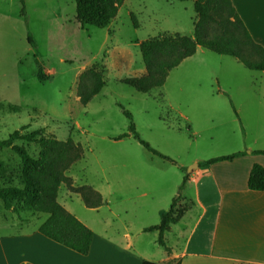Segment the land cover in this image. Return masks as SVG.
Returning <instances> with one entry per match:
<instances>
[{
	"label": "rangeland",
	"instance_id": "rangeland-1",
	"mask_svg": "<svg viewBox=\"0 0 264 264\" xmlns=\"http://www.w3.org/2000/svg\"><path fill=\"white\" fill-rule=\"evenodd\" d=\"M195 20L192 2L125 0L108 28H82L75 0H0V141L25 128L21 134L44 130L46 137L71 138L81 145L84 159L67 176L75 187L100 193L105 205L89 209L66 186L60 189L59 203L92 232L113 238L133 233L141 240L136 248L156 262L165 250L156 233L144 230L160 224V213L179 196L194 165L236 153L235 132L245 136L238 112L247 111L245 104L257 103L252 86L264 84L262 72L203 48L174 69L163 87L148 94L122 83L146 75L140 43L164 35L189 37ZM36 61L49 81H38ZM91 68L102 74L105 87L84 107L76 88ZM209 101L222 105L207 117ZM124 111L133 116L141 138L174 163L153 155L132 137L118 139L129 130ZM248 123L252 135L255 124ZM16 144L34 157L40 152L38 144ZM21 169L14 152H0V186H22ZM185 190L186 200L176 204L178 217L192 206L187 199L193 192L189 186ZM16 205L23 207L20 216L5 210L0 200L1 233L33 231L48 219L27 211L23 203ZM186 226L185 217L165 235L170 248L183 243L178 231Z\"/></svg>",
	"mask_w": 264,
	"mask_h": 264
},
{
	"label": "trees",
	"instance_id": "trees-1",
	"mask_svg": "<svg viewBox=\"0 0 264 264\" xmlns=\"http://www.w3.org/2000/svg\"><path fill=\"white\" fill-rule=\"evenodd\" d=\"M192 2L196 14L193 37L180 34L164 35L148 39L139 45L146 75L139 78H129L123 84L133 88L138 93L148 94L165 85L169 74L178 68L185 60L195 56L198 48H203L219 56H227L252 72H264V48L251 37L230 0H177ZM125 0H75L76 16L82 28L88 26L106 29L118 16ZM137 27L134 15H131ZM29 43L35 47L32 36ZM37 79L40 83L49 81L44 73V67L38 62ZM105 87V81L100 72L91 68L84 72L76 88L80 104L86 107L99 95ZM10 110H13L10 108ZM235 110V109H234ZM19 112V111H17ZM129 120L128 133L119 140L132 137L147 151L163 160L174 163L168 157L155 151L145 142L136 130L133 116L124 111ZM237 118L238 114L235 111ZM24 129L14 132L7 140L0 141V152L11 150L21 160L22 186H0V200L4 208L20 216L23 203L27 211L48 215V219L39 227V233L45 238L82 256H87L91 250L94 234L92 230L68 212L58 201L59 191L66 186L72 193L78 194L89 209H98L105 205L100 193L91 187H75L73 180L67 176L68 171L84 159L81 145L71 138L59 141L54 137L44 136V130L29 134H21ZM16 142L38 144L40 152L32 156L25 147ZM243 153L213 158L198 163L199 168L215 165L221 162L233 161ZM256 154L264 155V151ZM189 175L179 188V196L172 202L168 211L160 213V224L144 230L145 233H157V243L165 252L171 253L167 246L165 235L171 225H176L183 215L176 216V204L181 199ZM247 187L251 191L264 192V167L255 164L250 172ZM186 211V210H185ZM142 264H157L144 261ZM180 264V263H177Z\"/></svg>",
	"mask_w": 264,
	"mask_h": 264
},
{
	"label": "crops",
	"instance_id": "crops-1",
	"mask_svg": "<svg viewBox=\"0 0 264 264\" xmlns=\"http://www.w3.org/2000/svg\"><path fill=\"white\" fill-rule=\"evenodd\" d=\"M230 1L252 39L264 48V0ZM200 53L201 48H198L191 58ZM204 57L201 61L206 66ZM252 87L257 103L245 104L247 111L240 108L238 112L245 129L244 138L240 130L235 132V151L243 154L233 161L198 167L188 174L186 189L189 186L193 195L189 194L187 201L192 206L176 224L187 218L186 228L178 231L183 243L177 249L167 244L170 254L165 252V256L156 262L147 258L144 250L136 248V242L141 240L131 232L121 238L93 232L91 250L87 256H82L45 238L37 228L14 234L0 232V264H142L144 261L157 264H264V192L251 191L247 187L252 167L255 164L264 167V155L256 154L264 151V84ZM205 105L209 117L222 104L209 101ZM248 120L255 124L252 135ZM184 195L181 198L186 200Z\"/></svg>",
	"mask_w": 264,
	"mask_h": 264
},
{
	"label": "water",
	"instance_id": "water-1",
	"mask_svg": "<svg viewBox=\"0 0 264 264\" xmlns=\"http://www.w3.org/2000/svg\"><path fill=\"white\" fill-rule=\"evenodd\" d=\"M195 168H198V165H194Z\"/></svg>",
	"mask_w": 264,
	"mask_h": 264
}]
</instances>
